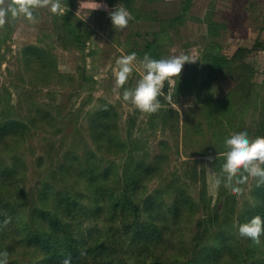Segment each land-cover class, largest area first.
Masks as SVG:
<instances>
[{
    "label": "trees",
    "instance_id": "16d2710c",
    "mask_svg": "<svg viewBox=\"0 0 264 264\" xmlns=\"http://www.w3.org/2000/svg\"><path fill=\"white\" fill-rule=\"evenodd\" d=\"M62 2L66 6L64 13L54 16L56 29L62 32L61 44L82 51L90 32L72 10L73 1ZM121 2L133 13V19L151 17L148 10L136 5V0ZM181 2L177 14L163 19L161 30L186 20L192 0ZM18 20L11 18L4 25L6 31H0V63L5 59L1 42ZM206 20L212 36L218 35L215 28L225 25L211 17ZM161 34L153 32L141 47L131 50L163 59ZM212 42L202 56L208 67L206 74L199 76L196 63L181 79L177 78L174 88L194 94L199 103L204 120L194 121L189 134H203L197 153L217 157L209 163L216 178L225 162V140L233 134L229 128H242V121H235L239 110L249 108L257 113L256 121L241 131L247 132L250 139L264 136V91L260 93L256 88V70L245 60L248 51L264 49V44L256 38L250 48L236 45L228 49L218 41ZM17 59L23 82H28L23 75L27 72L33 76L31 84L33 79L46 83L55 74L60 75L52 50L41 45H23ZM225 72L232 73L235 85L229 93L217 97L214 84ZM81 76L86 78L83 70ZM164 87L168 88V81ZM100 100L86 114V134L79 131V137H73L66 147L62 143L54 149V141L35 157V164L45 176L35 188L27 189L25 156L30 137L40 127L53 135L60 128L47 102L30 100L25 109L22 101L11 102L7 87L0 90V252H8L9 264H62L68 256L71 264H264V236L259 245L251 240L241 242L238 236L240 223L256 215L264 219V186L257 187L254 179L251 198L240 208L236 194L223 185L217 187L212 201L206 168L202 166L187 171L191 182L171 177L167 184L149 190V183L166 173L171 144L160 139L158 150L150 152L137 139H123L116 106ZM159 100L161 108L152 118H158L162 128L178 130L177 111L169 106L164 94ZM152 118L150 122L155 126L157 121ZM133 123L129 119L128 129ZM190 183L199 184L196 198L187 187ZM166 195L170 203L165 201ZM200 211L204 216L195 220L192 240L186 243L179 239L178 250H169L174 244L171 237L181 233L184 223ZM209 235L211 240L204 242Z\"/></svg>",
    "mask_w": 264,
    "mask_h": 264
},
{
    "label": "rangeland",
    "instance_id": "374dc122",
    "mask_svg": "<svg viewBox=\"0 0 264 264\" xmlns=\"http://www.w3.org/2000/svg\"><path fill=\"white\" fill-rule=\"evenodd\" d=\"M72 1V10L87 27L86 31L90 32L86 47L82 51L74 46L65 48L61 44L60 35L62 32L56 29L55 15L47 8L35 10L39 21L36 25L30 24L23 17L18 18L19 20L14 28L12 27L9 36L1 42V52H4L5 59L0 63V90L2 87H7L11 93V102L17 104L20 100L25 109L26 102L30 100L47 102L53 113L56 114L57 128H60L53 135L45 128L40 127L36 134L30 137L25 156L28 162L25 187L27 189L35 188L45 176V173L40 172L35 164V157L44 153L48 145L54 141V149L62 143L66 147L73 137L78 136L79 131L86 134L87 112L98 106L100 99H106L113 103L119 112L118 124L123 139H137L144 145L143 149L150 152L158 150V141L163 138L167 139L172 146L165 175L163 178L153 179L149 183V190L159 184H167L171 177L191 182L187 171L191 167L201 168L203 166L207 172L208 194L213 197V201L217 191L215 174L207 159L209 156L197 153L203 142V134H189V129L194 121L204 120L203 112L200 110L194 94L176 91L174 82L177 78L166 80L168 88L163 87L162 91L165 97L172 96L180 108L178 113L179 128L178 130L169 127L162 128V123L158 118H152V114L140 112L130 103L117 97V93L113 91L116 86L115 74L119 68L116 61L123 55L133 53L131 48L134 46L141 47L144 39L152 37L153 32H159L162 33L159 40L162 43L163 59L186 54L197 60L195 63H185L180 77L191 70L196 63L199 76L202 77L208 70L202 59L203 51L211 43H214L212 40L218 41L228 49L236 45L250 48L256 38L264 44V0H192L186 20L182 24H176L175 27H168L165 30L160 29L163 19L180 11L181 0H152L148 2L147 0H136V5H139L142 10H148L151 17L139 20L131 19L123 30L115 29L108 11L103 7L106 5L108 10H114L117 6L123 7L121 0ZM61 3L62 13H64L66 6L62 0ZM97 5H101V7L96 8ZM129 12L133 17V13ZM207 17L225 24L219 30L215 28L218 35H210ZM10 19L6 24L10 22ZM0 31H6V28L0 27ZM0 38H2L1 35ZM31 43L52 50L60 75L55 74L46 83L33 79L31 84L29 79L33 76L31 72H27L23 75L28 82L22 81L18 75L20 63L17 55L23 45ZM136 54L137 61L133 64V72L124 88H134L137 81L144 75V68L139 63L144 56ZM245 60L255 68L253 79L256 82V88L262 93L264 91V49L248 51ZM82 70L86 78L81 76ZM180 77L179 79L182 78ZM234 85L235 80L232 73L225 72L215 81L214 92L217 97H221L229 93ZM26 89L29 90V93L25 94ZM122 91L123 89L119 90L121 96ZM242 112L238 111L235 120L237 123L242 121V128L250 125L252 121H256L257 113L250 112L249 108ZM150 117L153 119L152 121H157L156 127L152 126ZM131 118L134 123L132 128L128 129ZM205 127L206 125L202 124V128L205 129ZM242 128H229V130L234 134L241 132ZM87 139L89 140V138ZM110 158L117 161L121 159L120 157ZM253 183L254 178L249 177L244 186H241L242 193L236 194L237 208H240L245 200L251 198L250 188ZM187 187L192 196L198 197V183H190ZM164 198L170 203V197L166 195ZM202 216L204 213L198 212L184 223L185 227L181 233L177 232L172 237L170 236L174 244L168 246L169 250H178L179 239H183L186 243L192 240L196 231L195 220ZM238 236L241 242H250L248 241L250 239ZM209 237L210 235L204 242L210 241L211 237Z\"/></svg>",
    "mask_w": 264,
    "mask_h": 264
},
{
    "label": "clouds",
    "instance_id": "9594fccd",
    "mask_svg": "<svg viewBox=\"0 0 264 264\" xmlns=\"http://www.w3.org/2000/svg\"><path fill=\"white\" fill-rule=\"evenodd\" d=\"M101 7L97 5L96 8ZM109 17L115 29L123 30L133 19L131 13L124 7H116L108 10ZM47 8L54 15H61L63 12L61 0H0V27H3L9 18L18 19L23 17L30 24L36 25L39 21L35 10ZM137 61V54L123 55L117 59L119 66L115 74V88L118 98L130 103L140 112L145 114L157 113L161 108L159 97L166 80L179 78L185 63H195L197 60L189 55L181 54L166 59H152L147 54L139 63L144 68V75L139 79L134 88H124L133 72V64ZM123 89L122 96L119 92ZM169 106L180 112L178 104L172 96L165 97ZM227 151L224 153L225 162L221 171L216 174L215 185H223L233 194L242 193L243 185L249 177L254 178L257 187L264 186V136L250 139L248 133L241 131L232 134L225 140ZM209 163L217 157L209 156ZM211 170V169H209ZM238 233L241 237L250 239L254 244L261 243V236H264V219L256 215L248 222L238 225ZM8 252H0V264H9ZM62 264H71V256L62 261Z\"/></svg>",
    "mask_w": 264,
    "mask_h": 264
}]
</instances>
